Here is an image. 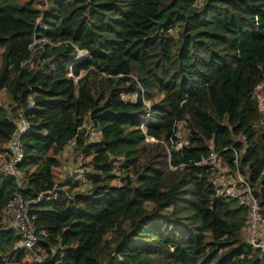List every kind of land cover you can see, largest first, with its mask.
Returning <instances> with one entry per match:
<instances>
[{
	"label": "trees",
	"instance_id": "16d2710c",
	"mask_svg": "<svg viewBox=\"0 0 264 264\" xmlns=\"http://www.w3.org/2000/svg\"><path fill=\"white\" fill-rule=\"evenodd\" d=\"M40 4L0 0V264H38L15 191L39 264H264L219 181L242 174L264 220V0ZM18 120L21 183L2 170ZM68 144L88 160L62 177Z\"/></svg>",
	"mask_w": 264,
	"mask_h": 264
},
{
	"label": "built area",
	"instance_id": "2783aa9c",
	"mask_svg": "<svg viewBox=\"0 0 264 264\" xmlns=\"http://www.w3.org/2000/svg\"><path fill=\"white\" fill-rule=\"evenodd\" d=\"M84 52L83 50H79L78 56L83 55ZM22 126L23 122L18 120V130L14 132L12 138L7 142L8 158L2 166V170L6 174L15 177L18 183H21V173L17 169L16 163L20 159L22 152V144L19 138V128ZM178 144H181V142L179 141ZM202 160H208L211 163L220 165V159L215 152H212ZM236 173L241 182V187H233L230 192L238 198L239 202L248 205L250 211V242L254 247H262L264 246V229L261 231L262 228L260 226L264 220L259 214L257 195L253 192L249 181L238 171ZM3 213L13 219L17 229L22 233L23 244L26 250L30 252L33 260L38 264L42 262V254L34 251L37 238L34 231V224L28 210V199H24L19 191H15L12 199L7 203L6 208L3 209Z\"/></svg>",
	"mask_w": 264,
	"mask_h": 264
},
{
	"label": "rangeland",
	"instance_id": "374dc122",
	"mask_svg": "<svg viewBox=\"0 0 264 264\" xmlns=\"http://www.w3.org/2000/svg\"><path fill=\"white\" fill-rule=\"evenodd\" d=\"M34 3L36 5H39L41 2L40 0H34ZM41 7L43 6H46V0H43V3L40 4ZM1 50V48H0ZM1 60V58H0ZM263 90L261 88V86L258 88L257 90V93H258V97H259V100H260V103H261V106L263 108V113H264V94L262 93ZM147 101V100H146ZM0 102L2 103H7L8 102V95L7 93L5 92L4 89H0ZM148 103V101L146 102ZM22 122V120H21ZM87 128L89 130H91L92 134H90V139L94 136H96V134L94 133V131L96 132V130H94L93 128H89L87 126ZM79 152L76 150L74 151L72 146L71 145H67L63 150L62 152L59 154V158L61 160L60 162V166H59V174L64 177V175L66 174V172H73V171H78L79 172V169L82 170V167L84 166V162L88 159H86L87 157L83 156V155H79L78 154ZM102 159L103 157L100 156V157H95L94 159ZM83 162V163H82ZM82 174V171L80 172ZM233 175V174H232ZM234 176V175H233ZM232 177L231 176H227L226 173L224 174H221L220 177H219V181L220 183L222 184L223 187H225L227 190H231L229 188V186L227 185L230 181H232ZM263 225H264V222H263ZM261 227V226H260ZM261 231L264 229L263 227H261ZM250 232V230H249ZM262 233V232H261ZM260 233V234H261ZM26 260H29V256L26 255Z\"/></svg>",
	"mask_w": 264,
	"mask_h": 264
}]
</instances>
